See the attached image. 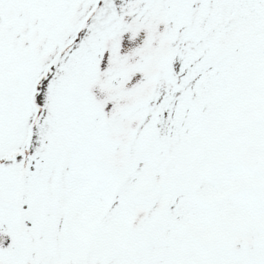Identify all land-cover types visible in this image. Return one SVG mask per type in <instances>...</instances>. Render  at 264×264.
Instances as JSON below:
<instances>
[{"label":"snow or ice","instance_id":"obj_1","mask_svg":"<svg viewBox=\"0 0 264 264\" xmlns=\"http://www.w3.org/2000/svg\"><path fill=\"white\" fill-rule=\"evenodd\" d=\"M0 264H264V0H0Z\"/></svg>","mask_w":264,"mask_h":264}]
</instances>
